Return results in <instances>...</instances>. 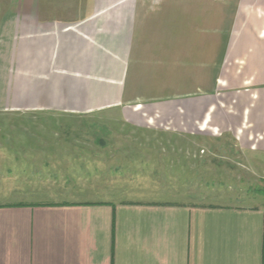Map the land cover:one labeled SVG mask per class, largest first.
Wrapping results in <instances>:
<instances>
[{"label": "crops", "instance_id": "0c3cea01", "mask_svg": "<svg viewBox=\"0 0 264 264\" xmlns=\"http://www.w3.org/2000/svg\"><path fill=\"white\" fill-rule=\"evenodd\" d=\"M42 116L264 161V0H0V123ZM0 264H264V206L0 203Z\"/></svg>", "mask_w": 264, "mask_h": 264}, {"label": "rangeland", "instance_id": "374dc122", "mask_svg": "<svg viewBox=\"0 0 264 264\" xmlns=\"http://www.w3.org/2000/svg\"><path fill=\"white\" fill-rule=\"evenodd\" d=\"M0 127V203L264 206V161L230 137L198 141L175 123L164 131L99 117Z\"/></svg>", "mask_w": 264, "mask_h": 264}]
</instances>
